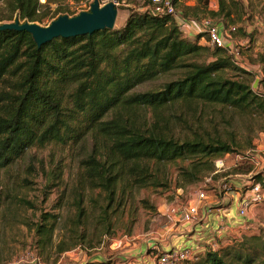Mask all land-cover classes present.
Listing matches in <instances>:
<instances>
[{
	"label": "trees",
	"instance_id": "trees-1",
	"mask_svg": "<svg viewBox=\"0 0 264 264\" xmlns=\"http://www.w3.org/2000/svg\"><path fill=\"white\" fill-rule=\"evenodd\" d=\"M66 1L81 0H5L0 24L48 20L47 26L61 15H77ZM216 1V10L208 9V0H200L202 11L184 4L177 10L193 21H200L199 13L217 19L224 30L235 27L232 36L238 31L252 43V36L235 26L247 14L242 1ZM122 2L116 0L118 6ZM147 5L130 7L118 29L55 38L40 47L25 31H0V169L32 147H79L76 190L104 194L100 223L106 233L108 211L121 206L130 189L151 184V164L183 163L177 168L183 187L214 172L216 158L237 151L233 140L193 129L187 111L195 114L208 105L264 116V94L253 90L251 73L237 66L226 48L210 47L205 33L186 37L170 16L152 15ZM258 62L264 63L262 55ZM161 78L166 82L156 88L135 90ZM252 180L264 190V168ZM82 206L79 196L73 224H83ZM44 220L36 234L46 246L54 225ZM201 253L182 264H264V230Z\"/></svg>",
	"mask_w": 264,
	"mask_h": 264
},
{
	"label": "rangeland",
	"instance_id": "rangeland-1",
	"mask_svg": "<svg viewBox=\"0 0 264 264\" xmlns=\"http://www.w3.org/2000/svg\"><path fill=\"white\" fill-rule=\"evenodd\" d=\"M92 1H66L63 5L77 14ZM121 1L123 6L117 5L114 29L122 26L130 7L147 4V0ZM208 1V9L216 10L217 1ZM240 1L247 7V14L243 22L235 26L243 28L253 41L250 43L237 31L234 36L231 35V48L239 53V67L251 73V85L256 84L253 90L264 94V82H260L264 77L261 70L264 63L258 62L259 56L264 57V0ZM4 3L5 0H0V11ZM183 4L198 6L202 11L200 0H182L177 6ZM54 7L51 5V9ZM199 16L200 20L208 18L223 29L219 20L201 13ZM48 23L47 20L40 26ZM166 79L144 83L135 90L143 92L156 88ZM174 111L182 112L183 109ZM187 113L188 123L193 129L233 140L237 143V151L216 158L214 172L204 176L197 184L183 187L177 182V168L183 163L151 164V184L130 189L121 206L116 207L115 204L108 211L107 233L106 226L100 223V212L107 204L104 194L99 190H76L78 161L83 155L79 147L56 144L32 147L12 165L0 169V264H82L88 260L144 264L145 260L139 254L140 245L148 240L156 241V232L170 216L193 203L197 191H203L207 196L205 204H212L225 192L241 194L254 184L252 177L264 168V116L239 115L220 106L208 105L200 106L195 114L191 111ZM246 158L253 160L251 162ZM253 161L258 165H254ZM223 184H227L226 191L222 188ZM79 196L82 197L86 216L83 217V224L76 225L73 220H76L75 201ZM145 205L148 207L145 208ZM113 209L115 212H112ZM251 212L255 222L242 221L247 226L245 230L212 237L203 245L201 252L207 248L220 249L264 230V202ZM44 218L54 225V232L46 246L41 244L36 234V228L45 222ZM59 248L65 249L60 252Z\"/></svg>",
	"mask_w": 264,
	"mask_h": 264
},
{
	"label": "crops",
	"instance_id": "crops-1",
	"mask_svg": "<svg viewBox=\"0 0 264 264\" xmlns=\"http://www.w3.org/2000/svg\"><path fill=\"white\" fill-rule=\"evenodd\" d=\"M197 32V28L191 25L183 34L188 38H192ZM203 42L201 40V43ZM253 85L255 86L256 84L254 83ZM239 197L240 194L238 192H225L216 203H204V209L199 206L198 214L193 216L189 222L181 221L180 213L170 216L160 231L156 232L154 236L156 241L151 242L148 240L140 245V258L142 257L145 262L151 261L154 257L155 246L165 251L171 248L189 246L200 253L203 245L210 242L212 237H219L228 232L245 230L247 226L243 222L253 223L255 222V217L251 211L246 218L237 216L236 209ZM136 261L141 263L139 260ZM129 264L136 263L131 262Z\"/></svg>",
	"mask_w": 264,
	"mask_h": 264
},
{
	"label": "built area",
	"instance_id": "built-area-1",
	"mask_svg": "<svg viewBox=\"0 0 264 264\" xmlns=\"http://www.w3.org/2000/svg\"><path fill=\"white\" fill-rule=\"evenodd\" d=\"M99 1V0H98ZM114 2L115 0L108 1H99L100 5H104L108 2ZM39 3L44 2V0H38ZM93 2V1H92ZM83 10L88 11L90 4ZM147 10L152 15H166L170 16L176 26L182 31L185 32L187 29L194 25L197 28L198 33H205L207 35V44L210 47H219L226 48L233 62L239 65L237 55L238 51H233L231 33L235 31V27H229V29L224 30L217 27L210 19H202L200 21H193L190 19L184 18L179 11L177 10V4L173 0H147ZM224 31V32H223ZM253 87V86H252ZM248 159V158H246ZM252 162V158L248 159ZM254 165H258L253 161ZM222 188L224 191L228 189L227 184H223ZM207 196L203 191H197L195 195V201L188 206L182 207L180 213V219L183 222H189L193 216L198 214L199 206L205 208L204 201ZM264 202V190L260 187L259 184H252L244 189L239 197L238 205L236 209V214L240 218H246L248 213ZM196 203V204H195ZM172 213H174L172 211ZM174 215V214H173ZM154 257L151 261L144 262V264H182L186 261H194L197 259V253L193 248L189 246H184L182 248H171L169 250H161L158 247H154Z\"/></svg>",
	"mask_w": 264,
	"mask_h": 264
},
{
	"label": "water",
	"instance_id": "water-1",
	"mask_svg": "<svg viewBox=\"0 0 264 264\" xmlns=\"http://www.w3.org/2000/svg\"><path fill=\"white\" fill-rule=\"evenodd\" d=\"M117 12V5L114 2L100 5L98 0H93L88 11H81L73 17L61 15L44 27L34 23L19 24L15 20L14 22L0 24V31H25L32 36L37 47H40L55 38L68 39L91 35L101 30H112L114 29Z\"/></svg>",
	"mask_w": 264,
	"mask_h": 264
}]
</instances>
